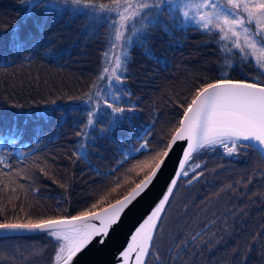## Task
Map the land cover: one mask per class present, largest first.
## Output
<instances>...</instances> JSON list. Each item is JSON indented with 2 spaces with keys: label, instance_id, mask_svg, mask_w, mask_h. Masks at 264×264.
Returning a JSON list of instances; mask_svg holds the SVG:
<instances>
[{
  "label": "snow or ice",
  "instance_id": "obj_1",
  "mask_svg": "<svg viewBox=\"0 0 264 264\" xmlns=\"http://www.w3.org/2000/svg\"><path fill=\"white\" fill-rule=\"evenodd\" d=\"M18 7L22 22L0 27V72L5 74L37 58L55 59L49 30L65 18L84 19L104 40L99 68L86 89L71 95L48 90L41 98L45 109L33 123L9 120L0 112V264L26 260L24 250L9 242L35 237L52 246L48 264H79L92 245L103 247L135 213L140 217L118 253V264H149L150 259L153 264H187V249L205 243L200 238L211 222L188 238L178 232L163 255L156 240L181 181L191 186L208 173L200 159L205 153L222 160L258 157L251 173L224 184L217 195L230 191L264 203V190L250 189L254 180L264 184V0H18ZM187 32L206 37L216 48L214 74L197 77L171 98L172 119L145 124V109L127 86L132 53L142 50L150 56L149 42L158 35ZM236 60L250 69L241 78L231 74ZM3 100L11 108L22 107L7 96ZM70 113L77 118L65 158L73 167L84 164L92 177L87 199L76 207L72 190L77 177L70 170L54 173L45 152L50 127H63ZM44 180L62 190L51 205L41 196ZM238 213L246 215L242 208L224 214V231L227 216ZM258 237H264V222L249 234L251 244ZM260 242L264 246V239ZM46 247L32 248L29 255L43 259Z\"/></svg>",
  "mask_w": 264,
  "mask_h": 264
},
{
  "label": "trees",
  "instance_id": "obj_2",
  "mask_svg": "<svg viewBox=\"0 0 264 264\" xmlns=\"http://www.w3.org/2000/svg\"><path fill=\"white\" fill-rule=\"evenodd\" d=\"M22 20L18 0H0V27H11L21 23ZM49 35L50 45L56 53L55 59L37 58L30 65L26 64L23 67L17 65L10 68L6 74L0 72V112L9 120L15 117L19 121L35 122V114L45 109L41 98L48 96V90L57 94L59 92L66 95L78 94L81 89H86L93 74L99 68V49L103 46L104 36L98 35L94 29L87 28L84 19L65 18L49 30ZM149 47L150 56L143 55L142 50L133 51L128 68L127 86L145 109L142 114L143 122L150 124L152 119L158 118V121L163 123L175 116L176 109L170 100L176 93L186 91L197 77L214 74L213 70L218 63L217 52L216 48L207 42L206 37L194 32L176 33L174 36L158 35L149 42ZM234 63L236 70L231 72L234 78H241L244 73L250 71L249 68L240 65L239 60ZM5 96L20 103L22 107L18 109L9 107L3 100ZM33 100L40 103H33ZM58 106L71 107L62 103ZM76 118V113H70L63 127L57 129L51 126L48 133L51 139L46 141L45 148V152L50 154L49 163L54 173L59 175L70 170L77 177L72 190L73 207L87 199L92 185V177L86 166L80 164L73 167L65 158V150L71 146L69 140L73 139L71 125ZM52 156L56 159H51ZM215 156L212 153H205L200 157L201 161L207 163L208 173L204 178L191 186L185 185L183 181L179 184L172 202L174 208L171 206L168 209V215L171 211H174V214L169 219L168 215L165 217V221L167 219L168 221L164 225L165 229H162L163 238L157 248L161 249L163 255L167 252L166 243L171 238L172 232H179L181 227L192 231L196 225H200L198 215L188 219L186 213L201 210V201L204 198L206 202H210V205L201 212L207 214L209 219L204 221L196 232H201L199 229L209 221L216 224L217 218L223 219L224 214L234 208L244 209L246 215L238 213L233 216V225H229L231 229L225 236H221L212 248L211 245L203 244L197 249L198 252L199 249L202 250L201 255L190 257L187 251V264H264V257L260 255L264 251V246L260 242L264 237H258L255 244H251L249 240V234L257 232L260 224L264 222V203L260 201L252 203L230 191L220 192L217 195L224 184L244 178L251 173L259 158L249 154L235 160L222 161L217 160ZM93 162L96 163L95 159ZM221 164L223 167H218ZM212 169H216V172H212ZM209 173H212L213 180L207 178ZM210 181L212 183H209ZM42 184L44 187L41 196L45 198V203L59 199L62 194L60 188L53 185L50 180H44ZM250 189L264 190V184L258 179L254 180ZM189 191L191 197L186 194ZM49 196L52 197L51 200L47 199ZM216 204L218 207L214 208ZM185 205H188L187 211ZM224 206L227 207V211L222 216L223 212H220V209ZM187 225L191 227L188 228ZM205 234L206 231L202 236L207 238L208 235ZM14 241L45 244L42 237L21 238ZM50 245L47 242V247ZM19 247L23 249L22 246ZM249 247L251 250L247 251ZM234 249L238 251L234 252ZM45 261L48 262V258ZM22 264L33 263L23 260Z\"/></svg>",
  "mask_w": 264,
  "mask_h": 264
},
{
  "label": "rangeland",
  "instance_id": "obj_3",
  "mask_svg": "<svg viewBox=\"0 0 264 264\" xmlns=\"http://www.w3.org/2000/svg\"><path fill=\"white\" fill-rule=\"evenodd\" d=\"M216 156H215V158L217 159V160H222V159H220V157H219V155L218 154H215ZM226 159H223L222 161H225ZM207 178H210L211 180H213V176H212V173H209L208 175H207ZM215 182V181H214ZM209 183H212V181H210ZM186 194H188L190 197H191V193H190V191L189 192H187ZM227 199H229V197H226ZM46 203L47 204H49V205H51V204H53L54 202L52 201L51 203H48V201H46ZM210 205V202L209 201H207L206 202V199H202V201H201V207H200V209L203 211V210H205V209H207L208 208V206ZM172 207L174 208V206H173V203H172ZM214 208H217L218 207V205L216 204L215 206H213ZM172 210H174V209H172ZM201 210H196L195 212H191V211H188L187 213H186V216L188 217V219H191L192 218V216H194V215H198L199 217H200V225H202L203 224V222L204 221H206V220H208L209 219V217L207 216V214H205V213H202L201 212ZM227 211V207L226 206H224V207H221V209H220V212H223L222 213V216H223V214L225 213ZM212 213H214V212H212ZM174 214V211H171L170 213H169V215H168V219L172 216ZM168 219L164 222V224L161 226L162 227V229L164 228L165 229V224H166V222L168 221ZM225 217L222 219L221 218V220H220V218H217L216 219V221H215V223L216 224H214V222H213V225H211L207 230H206V234L205 235H208L207 236V238H205V237H201L200 238V240H203L205 243L204 244H206L207 246L209 245H211V248L213 247V245H215L216 243H217V241H218V239L222 236H225L226 235V232L229 230V229H231V228H229V225H233V216L232 215H230L229 217H227V231H224L223 229L225 228ZM200 225H196V227L192 230V232L190 233V234H186L185 232H179V233H182L183 234V236H184V238H188V237H190L193 233H195L197 230V228L200 226ZM188 226V228L189 227H191V225H187ZM200 231H203V228H200L199 229ZM177 233H178V231H176V232H172V236H171V238L168 240V242L166 243V250H168V247L172 244V242H173V238L177 235ZM43 239H44V241H45V244L43 243V242H40V243H35V242H28V241H25V242H19V241H10L9 243L12 245V247H16V246H22L23 247V255L24 256H26L27 257V261H32V263L33 264H39L41 261V264H48V262L47 261H45V259L46 258H48L49 259V257H50V255H51V253H52V246L50 245V246H48V247H46L47 248V250H45V253H44V258L43 259H39V258H34V257H32V256H30L29 255V251H30V249H32V248H36V249H40V248H44L45 246H47V240H46V238H44V237H42ZM200 240H198L197 242H196V244L197 245H199L200 244ZM202 246V245H201ZM195 249V245H192V246H190L188 249H187V251H189V253H188V256H193V250ZM196 251H197V249H195ZM200 252H202V250H200L199 249V252L197 251V255L199 256V255H201V253ZM183 254V253H182ZM181 254V255H182ZM46 255H48V256H46ZM197 255H195V256H197ZM46 256V257H45ZM22 261L23 260H21V259H18V260H16L15 261V264H22ZM149 264H153V262H152V260H150V262H149Z\"/></svg>",
  "mask_w": 264,
  "mask_h": 264
},
{
  "label": "water",
  "instance_id": "obj_4",
  "mask_svg": "<svg viewBox=\"0 0 264 264\" xmlns=\"http://www.w3.org/2000/svg\"><path fill=\"white\" fill-rule=\"evenodd\" d=\"M177 154L178 151L173 154L172 161H170L169 168L165 173L166 176L170 174L171 169L174 167ZM162 184L163 180L157 185L156 192H159ZM145 208L146 206L142 205L141 212ZM139 217L140 213L131 214L127 217L123 224L111 234L107 243L103 247L95 244L92 245L83 256H81L79 264H118V253L124 247L127 236Z\"/></svg>",
  "mask_w": 264,
  "mask_h": 264
},
{
  "label": "flooded vegetation",
  "instance_id": "obj_5",
  "mask_svg": "<svg viewBox=\"0 0 264 264\" xmlns=\"http://www.w3.org/2000/svg\"><path fill=\"white\" fill-rule=\"evenodd\" d=\"M241 157H246V156H241ZM239 158H240V157H239ZM210 222H211V224H212L213 221H209V222L206 223V224H209ZM179 232H185L186 234H190L192 231H191L190 229L185 230V227H181V229L179 230ZM162 238H163V234H162V233L158 234V236H157V240H156V247L160 244ZM150 260H151V259H150ZM150 260H149V262H150Z\"/></svg>",
  "mask_w": 264,
  "mask_h": 264
}]
</instances>
